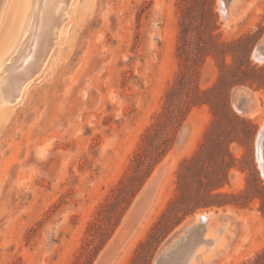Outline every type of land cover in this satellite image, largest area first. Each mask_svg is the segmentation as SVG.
Instances as JSON below:
<instances>
[{
  "label": "rangeland",
  "instance_id": "374dc122",
  "mask_svg": "<svg viewBox=\"0 0 264 264\" xmlns=\"http://www.w3.org/2000/svg\"><path fill=\"white\" fill-rule=\"evenodd\" d=\"M181 1H75L65 36L43 71L18 104L0 111V264L85 261L86 232L106 213L101 206L132 174L135 157L150 154L164 140H169V153L93 264H155L174 233L202 213L231 215L234 235H240L230 254L216 264L253 263L264 251V177L256 145L264 125V64L254 59L264 38V0H245V9L229 26L215 0L219 42L245 37V51H229L236 62L230 57L223 63L208 59L197 77L204 90L216 83L217 64L243 62L245 85L230 90L229 104L245 126L237 129L241 141L230 147L238 161L222 190L241 196L232 200L238 205L197 211L177 226L174 219H163L177 193L180 162L197 152L213 119L207 106L193 107L181 123H174L166 111L180 71ZM243 2L237 0L234 10ZM26 4L7 0L0 23V62L16 43ZM240 88L249 92L245 116L232 105ZM178 100L174 94V104ZM232 129L224 128L228 133ZM159 222L169 226L164 237L141 246ZM219 222L211 220L209 230L215 231Z\"/></svg>",
  "mask_w": 264,
  "mask_h": 264
},
{
  "label": "trees",
  "instance_id": "16d2710c",
  "mask_svg": "<svg viewBox=\"0 0 264 264\" xmlns=\"http://www.w3.org/2000/svg\"><path fill=\"white\" fill-rule=\"evenodd\" d=\"M180 3L177 47L180 71L177 82L172 87L173 91L168 95L166 111L170 118L173 117L174 123H181L193 107L207 106L213 119L197 152L190 159L180 162L177 193L169 209L163 214V219H174L175 226L197 211L238 205L232 200L241 196L222 190L229 185V175L238 161L230 147L241 141L237 129L245 126V120L238 118L229 104L230 90L238 85H245L243 62L234 67L217 64L220 74L210 88L200 89L197 81L199 70L208 59L223 63L230 57L234 62L239 61L229 51L235 48L245 51V37L229 43L219 42L220 23L215 12V0H183ZM174 94L179 95L177 104L172 101ZM226 125L232 126L231 133L224 130ZM149 133L150 130L147 134ZM168 144L169 140H164L150 154L135 157L132 174L119 183L105 206H101L106 208L104 216L89 225L86 232L88 244L81 253L85 255V261L79 260L77 264H93L113 237L133 200L169 153ZM260 201V211L264 215V199L260 198ZM100 212L102 211L99 210L98 215ZM161 222L153 227L149 239L141 246H147L152 241L158 242L164 237L162 233L164 231L165 235L169 226L167 222ZM245 264H264V251L256 255L253 263Z\"/></svg>",
  "mask_w": 264,
  "mask_h": 264
},
{
  "label": "bare ground",
  "instance_id": "6f19581e",
  "mask_svg": "<svg viewBox=\"0 0 264 264\" xmlns=\"http://www.w3.org/2000/svg\"><path fill=\"white\" fill-rule=\"evenodd\" d=\"M75 1L27 0L16 43L0 62V111L11 109L18 104L26 87L43 71L55 48L65 36V28L75 11ZM236 3L237 0H230L229 13L233 17L245 9V0L237 10H234ZM6 4L7 0H0V23ZM220 12H223L222 8ZM256 56V61L261 63L259 56ZM248 104L249 100L245 105L247 113ZM263 129L264 125L261 127V130ZM256 145L259 149L260 145L258 143ZM257 162L262 166V169H259L264 177L262 158L257 156ZM160 171L161 168L155 176ZM225 218L226 220L221 221L219 217L214 218L212 213H203L187 222L186 224H192L193 233L186 238L185 244L178 252L170 257L167 264H216L225 259L240 236L234 235L235 226L231 215L226 214ZM211 220L220 221L215 231L208 228Z\"/></svg>",
  "mask_w": 264,
  "mask_h": 264
},
{
  "label": "water",
  "instance_id": "95a60500",
  "mask_svg": "<svg viewBox=\"0 0 264 264\" xmlns=\"http://www.w3.org/2000/svg\"><path fill=\"white\" fill-rule=\"evenodd\" d=\"M218 3H219V10L221 11L222 8L223 11L222 13L221 12L220 13L224 25L229 26V24L233 20V15L229 13L230 0H218ZM256 55H258L261 60L260 64H264V38L259 42V44L255 49L254 59ZM247 93L249 92L246 91L244 88L237 89L234 93V101L232 103L233 109L240 116H245L247 114V111L245 110ZM256 143L260 145V148L259 149L257 148V156L262 158V162L264 166V129L259 131ZM225 215L226 214L219 215L218 217L221 219V221H223L226 219ZM197 216H201V214H197ZM192 233H193L192 224H186L179 231L174 233V235L168 241V244L157 255L155 264H167L170 257L178 252V250L185 244L186 238L189 237Z\"/></svg>",
  "mask_w": 264,
  "mask_h": 264
}]
</instances>
